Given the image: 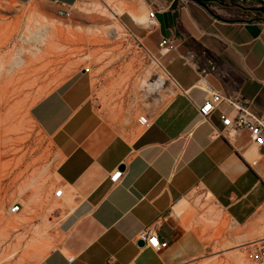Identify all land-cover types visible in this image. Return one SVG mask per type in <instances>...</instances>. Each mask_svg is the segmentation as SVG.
<instances>
[{"label": "crops", "instance_id": "obj_1", "mask_svg": "<svg viewBox=\"0 0 264 264\" xmlns=\"http://www.w3.org/2000/svg\"><path fill=\"white\" fill-rule=\"evenodd\" d=\"M43 1L55 5L46 13L60 19L57 11L69 15L78 0ZM132 7L143 14L156 10L150 29L128 13L119 18L165 72L171 97L148 117V129L133 121L121 130L99 114L91 76L74 66L76 58H61L55 66L61 82L30 111L59 157L55 174L67 193L54 248L37 264H179L196 258L204 245L175 209L183 200L194 207L202 196L231 222L254 225L264 236V147H255L247 131L211 140L213 131L222 129L220 112L229 109L221 104L202 120L198 108L207 95L196 86L205 71L213 90L247 99L264 121V22H220L185 0H135ZM210 7L223 18L248 20L238 11ZM163 38L174 42V51L160 52ZM185 55H193L195 67L185 65ZM118 169L123 178L112 184L109 176ZM145 229L167 248L156 252L137 241Z\"/></svg>", "mask_w": 264, "mask_h": 264}, {"label": "rangeland", "instance_id": "obj_2", "mask_svg": "<svg viewBox=\"0 0 264 264\" xmlns=\"http://www.w3.org/2000/svg\"><path fill=\"white\" fill-rule=\"evenodd\" d=\"M126 1L113 0L111 7ZM76 4L66 19H57L46 13L50 7H55L47 1L21 4L16 0H0V264L40 262L43 258L34 250L38 246H48L47 255L54 248L53 238L59 221L67 212L64 198L54 197L55 190L63 188L55 174L59 157L30 117L32 106L53 85L61 82L55 66L62 63L64 55L76 58L74 66L82 67V71L90 68L96 86L97 110L109 124L118 125L121 130L138 121L140 116L153 117L171 97L168 81L161 92L147 98L146 92L139 90L138 83L148 71L150 82H154L163 75L162 69L152 65L153 58L131 37L121 21L128 33L121 40L87 39L79 30L102 28L111 21L82 10L78 1ZM36 7H45V12H39ZM44 25L51 26L47 40L43 43L33 41L32 34L43 30ZM52 58L58 59L52 61ZM18 60L24 61V65L17 66ZM21 188L30 191L18 196ZM15 203L23 208L19 214L10 215L8 209ZM54 206L57 209L51 212ZM217 210L222 220L232 225L228 217L219 208ZM12 220L14 224L9 226ZM196 227L194 225L192 231L199 230ZM197 237L205 250L198 257L179 264H233L230 257L242 252L239 245L246 242L244 235L235 239L225 230L214 246L206 248L208 236ZM258 237L263 235L252 234L250 239ZM245 258L249 260L246 250Z\"/></svg>", "mask_w": 264, "mask_h": 264}, {"label": "bare ground", "instance_id": "obj_3", "mask_svg": "<svg viewBox=\"0 0 264 264\" xmlns=\"http://www.w3.org/2000/svg\"><path fill=\"white\" fill-rule=\"evenodd\" d=\"M134 1L135 0H127L126 2L121 3L120 6L111 7L113 4V0H101L100 3L95 2V1H90V0H78V2L82 4V7H83L81 8L82 10L90 14H98L104 18H107L109 21H111V23L108 26H104L102 28H91V29H87L83 31L79 30L80 33L85 35L84 37H87V39H90L89 37H92L93 40L95 39L96 41H98L97 38L99 39L100 37L102 38L108 37L112 40L113 39L121 40V38L126 37L128 35V33H125L126 30L124 26H122L118 18V16L124 13H128L134 19V21H136L138 25L148 28L147 17L143 13H141V11L143 10L140 11L139 9H136V7H132V5L134 4ZM76 7L78 8L79 6L76 4ZM50 31H51V26L44 25L43 30L32 34L33 41L41 42V43L45 42L47 38L49 37ZM16 65L22 66L24 65V61L18 60ZM152 65L159 67L158 62L154 59L152 60ZM161 71L163 75L160 74L158 80L154 82H150L149 79H150L151 73L148 71L146 73V76L142 78L140 82L138 83L139 90L146 92L145 98H147L153 93L161 92L164 89V84H165L167 76L165 72H163V70ZM56 180H58L57 176H56ZM27 189L26 188L19 189L17 191L18 196H21V197L25 196L27 192L30 191V189L29 190ZM63 191H64V195L66 196L67 193L64 188H63ZM196 205H197V209H195L193 206H190V204L187 201L183 200L180 203L179 207L175 209V214L176 216H179L178 218L182 220L181 222L182 225L185 226L187 229L191 227V230L194 225L195 226L197 225L199 230L197 229L198 231L197 230L195 231L196 236H200L201 238L208 236L206 248H209V247L211 248L213 244L215 245V242L218 241V239L222 235V232H224L225 230H227V232L233 238L239 235H244L246 242L243 243L242 245H239L242 247V252L232 255L230 258L233 264H251V262H249V260L245 258V250L247 248L246 245L254 241H257L260 237H258L255 240H251L250 236H252V234L260 235L261 230L255 229L254 225L238 226L234 222H232V225L231 224L229 225L227 221L222 220L223 217H221L219 211L217 210V208L219 207L213 202L212 199L204 198L202 196V199L196 200ZM56 209H57L56 206L51 207V212H55ZM27 222H29V220ZM13 224L14 222L12 220L11 222H9L8 225L12 226ZM16 224H19V223H16ZM185 224L188 226H186ZM212 230H214L213 233H212ZM223 247L225 248L227 247V245H224ZM47 249H49L48 246L42 245V246H38L34 250V252L37 253L38 257L45 258Z\"/></svg>", "mask_w": 264, "mask_h": 264}, {"label": "built area", "instance_id": "obj_4", "mask_svg": "<svg viewBox=\"0 0 264 264\" xmlns=\"http://www.w3.org/2000/svg\"><path fill=\"white\" fill-rule=\"evenodd\" d=\"M57 17L60 19H66L68 13L63 10L57 11ZM147 23L148 29L154 27L156 19V10L154 8L147 11ZM131 37L138 41L130 32ZM161 53L166 54L175 50L174 42L170 39H162L158 45ZM185 65L195 67L193 64V55H185L181 57ZM83 73L90 75V68H83ZM205 71H201L200 78L197 82V87L206 93L207 98L204 103L198 108V114L204 121L218 109L219 105L225 104L229 109V112H220V121L222 129H215L210 136L211 140L223 137L225 139L233 138L237 133L241 131H247L250 135V139L253 145L257 148L264 147V121L262 118L256 116L250 110V101L244 98H231L223 97L220 93L212 89V87L205 80ZM138 124L141 130H146L151 126V122L148 116H140L138 118ZM123 178V172L119 169L114 171L109 176V181L112 184H117ZM261 183L264 185V175L261 177ZM64 196L63 188L57 189L54 193L56 199H61ZM178 203V202H177ZM176 203V204H177ZM22 205L19 203L13 204L9 209L10 215L19 214L22 210ZM137 241L145 243L146 247L160 252L167 248L166 242H161L158 235L150 229H145L139 232ZM246 252L249 260L252 264H264V236L246 245ZM74 259L69 258L68 262H72Z\"/></svg>", "mask_w": 264, "mask_h": 264}, {"label": "water", "instance_id": "obj_5", "mask_svg": "<svg viewBox=\"0 0 264 264\" xmlns=\"http://www.w3.org/2000/svg\"><path fill=\"white\" fill-rule=\"evenodd\" d=\"M201 7L212 18L226 23H246V22H264V4L249 5L245 0H185ZM211 4L217 5L223 9H236L243 13H249L247 19H227L217 15L210 7ZM123 170V166L120 167Z\"/></svg>", "mask_w": 264, "mask_h": 264}, {"label": "flooded vegetation", "instance_id": "obj_6", "mask_svg": "<svg viewBox=\"0 0 264 264\" xmlns=\"http://www.w3.org/2000/svg\"><path fill=\"white\" fill-rule=\"evenodd\" d=\"M228 10H235V11H238V12H240V13H242L243 14V16H247V15H249V13H243V12H241V11H239V10H236V9H228Z\"/></svg>", "mask_w": 264, "mask_h": 264}, {"label": "trees", "instance_id": "obj_7", "mask_svg": "<svg viewBox=\"0 0 264 264\" xmlns=\"http://www.w3.org/2000/svg\"><path fill=\"white\" fill-rule=\"evenodd\" d=\"M248 4H249V2H250V4H260V3H258V2H253L252 0H245Z\"/></svg>", "mask_w": 264, "mask_h": 264}]
</instances>
